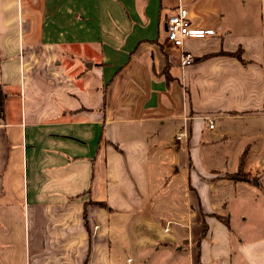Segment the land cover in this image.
Listing matches in <instances>:
<instances>
[{"label": "crops", "instance_id": "crops-1", "mask_svg": "<svg viewBox=\"0 0 264 264\" xmlns=\"http://www.w3.org/2000/svg\"><path fill=\"white\" fill-rule=\"evenodd\" d=\"M0 91V264H264V0H0Z\"/></svg>", "mask_w": 264, "mask_h": 264}, {"label": "built area", "instance_id": "built-area-1", "mask_svg": "<svg viewBox=\"0 0 264 264\" xmlns=\"http://www.w3.org/2000/svg\"><path fill=\"white\" fill-rule=\"evenodd\" d=\"M164 30L165 43L180 51L183 67H187L196 61L190 53L184 51V44L187 40H202L216 35V32L212 29L200 30L194 28L190 22L187 9L183 6H178L171 15L165 19ZM205 119L207 120L208 128L212 130L214 127L213 120L209 117ZM185 137L187 138V134L185 131H182L177 134L176 139L181 141Z\"/></svg>", "mask_w": 264, "mask_h": 264}, {"label": "trees", "instance_id": "trees-1", "mask_svg": "<svg viewBox=\"0 0 264 264\" xmlns=\"http://www.w3.org/2000/svg\"><path fill=\"white\" fill-rule=\"evenodd\" d=\"M230 56L234 55L236 56L237 58H240V51H237L235 53H232V54H229ZM2 104H3V96H2V93L0 91V110L2 108ZM230 178L234 177L235 179H240L242 181H247L248 178L245 176V174L243 173L242 171V167H241V170H239V172L236 174V175H232V176H229ZM205 228L203 230V233H205Z\"/></svg>", "mask_w": 264, "mask_h": 264}]
</instances>
